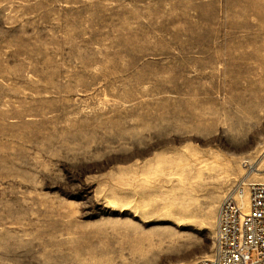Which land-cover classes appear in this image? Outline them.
Returning <instances> with one entry per match:
<instances>
[{"label":"rangeland","instance_id":"rangeland-1","mask_svg":"<svg viewBox=\"0 0 264 264\" xmlns=\"http://www.w3.org/2000/svg\"><path fill=\"white\" fill-rule=\"evenodd\" d=\"M257 182L264 0H0V264H192Z\"/></svg>","mask_w":264,"mask_h":264},{"label":"built area","instance_id":"built-area-1","mask_svg":"<svg viewBox=\"0 0 264 264\" xmlns=\"http://www.w3.org/2000/svg\"><path fill=\"white\" fill-rule=\"evenodd\" d=\"M244 199L245 201H242ZM192 264H264V182L228 192L217 210L213 248Z\"/></svg>","mask_w":264,"mask_h":264},{"label":"bare ground","instance_id":"bare-ground-1","mask_svg":"<svg viewBox=\"0 0 264 264\" xmlns=\"http://www.w3.org/2000/svg\"><path fill=\"white\" fill-rule=\"evenodd\" d=\"M242 201H245V200L242 199ZM83 252H85V251H79L78 257L81 256ZM89 252H90L91 254L93 253L92 251H89ZM91 254H88V255L90 256ZM78 257L75 258L76 261H77V264H96V263H94V262H92V261H88V262H90V263H86V260H85V261H82V260H80Z\"/></svg>","mask_w":264,"mask_h":264}]
</instances>
